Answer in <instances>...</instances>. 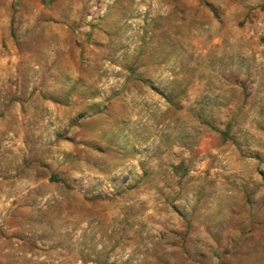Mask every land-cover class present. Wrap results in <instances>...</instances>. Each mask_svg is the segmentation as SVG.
Wrapping results in <instances>:
<instances>
[{
	"label": "rangeland",
	"instance_id": "obj_1",
	"mask_svg": "<svg viewBox=\"0 0 264 264\" xmlns=\"http://www.w3.org/2000/svg\"><path fill=\"white\" fill-rule=\"evenodd\" d=\"M0 264H264V0H0Z\"/></svg>",
	"mask_w": 264,
	"mask_h": 264
}]
</instances>
